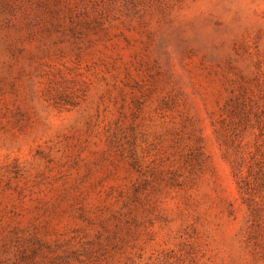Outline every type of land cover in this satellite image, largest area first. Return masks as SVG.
I'll return each instance as SVG.
<instances>
[{"label": "rangeland", "instance_id": "rangeland-1", "mask_svg": "<svg viewBox=\"0 0 264 264\" xmlns=\"http://www.w3.org/2000/svg\"><path fill=\"white\" fill-rule=\"evenodd\" d=\"M0 264H264V0H0Z\"/></svg>", "mask_w": 264, "mask_h": 264}]
</instances>
